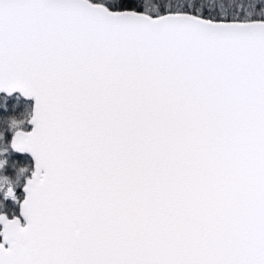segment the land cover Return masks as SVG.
<instances>
[{"label": "snow or ice", "instance_id": "snow-or-ice-1", "mask_svg": "<svg viewBox=\"0 0 264 264\" xmlns=\"http://www.w3.org/2000/svg\"><path fill=\"white\" fill-rule=\"evenodd\" d=\"M17 91L0 264H264V0H0Z\"/></svg>", "mask_w": 264, "mask_h": 264}, {"label": "trees", "instance_id": "trees-1", "mask_svg": "<svg viewBox=\"0 0 264 264\" xmlns=\"http://www.w3.org/2000/svg\"><path fill=\"white\" fill-rule=\"evenodd\" d=\"M122 7H132V5L125 3ZM33 112L34 102L32 100H26L20 95H14L11 97L0 95V133H2L4 137L3 140L0 141V149H7L6 155L2 157V160L7 161V164L3 169H0V176H6L15 181L17 178V170L27 168L24 178L19 182L22 200L25 195L22 194L21 189L25 186L27 180L31 178L32 173L34 172V163L27 154L21 155L12 150L11 142L14 130L10 129L9 123L13 119L23 121L22 126L18 130H24L27 127L29 123L28 121H30ZM10 216L19 217V208H15Z\"/></svg>", "mask_w": 264, "mask_h": 264}, {"label": "clouds", "instance_id": "clouds-1", "mask_svg": "<svg viewBox=\"0 0 264 264\" xmlns=\"http://www.w3.org/2000/svg\"><path fill=\"white\" fill-rule=\"evenodd\" d=\"M22 124H23V121H17L13 119L10 121L9 127L12 130L14 129V127L18 129L22 126ZM6 153H7L6 148L0 149V156L6 155ZM6 164H7L6 160H0V165H2V168L0 169H3L6 166ZM26 172H27V168L18 169L17 178L15 181H12L11 178L6 177V176L0 177V191H5V188L7 189V191L10 187L15 188V186L19 184L20 180L24 178ZM7 191L5 192V195L7 194Z\"/></svg>", "mask_w": 264, "mask_h": 264}, {"label": "rangeland", "instance_id": "rangeland-1", "mask_svg": "<svg viewBox=\"0 0 264 264\" xmlns=\"http://www.w3.org/2000/svg\"><path fill=\"white\" fill-rule=\"evenodd\" d=\"M25 130H26V132H30V130H31L30 123H28L27 127L23 131H25ZM3 156H0V160H2V157ZM0 177H4V176H0ZM19 185H20V183L17 186H15V188H14V191H15V194H16V198H17L16 201H13L10 198L5 199V192L7 191L6 188H5V191H0V202H1L0 203V215H6L10 219V217H11L10 215L12 214V211L15 208H17L18 206H20V203H21L22 200H21L20 195L17 193V190H18ZM25 186H26V183H25ZM1 199H2V201H1ZM8 203H10V204H8ZM20 219L22 221V224H25L26 225V222L21 217H20ZM2 230H3V228H0V231H2Z\"/></svg>", "mask_w": 264, "mask_h": 264}, {"label": "water", "instance_id": "water-1", "mask_svg": "<svg viewBox=\"0 0 264 264\" xmlns=\"http://www.w3.org/2000/svg\"><path fill=\"white\" fill-rule=\"evenodd\" d=\"M0 95H6V96H8V97H11V96H14V95H20V96H22L24 99H26V100H32L33 102H34V107H35V99L34 98H26L21 92H19V91H17V92H15V93H13L11 96H9L7 93H5V92H0ZM33 114H34V112H33ZM31 125V124H30ZM32 128H33V125H31V130H32ZM13 150V149H12ZM14 151V150H13ZM15 153H18V152H16V151H14ZM18 154H21V155H24V154H27L28 156H30V158L32 159V161H33V163H34V171H35V160H34V158L32 157V155L30 154V153H18ZM32 177V176H31ZM25 192V191H24ZM26 193H25V198H24V200L26 199ZM24 200H23V202H24ZM23 202L21 203V205L23 204ZM20 214H21V208H20ZM22 217V216H21ZM23 218V217H22ZM26 222V221H25ZM2 225V224H1ZM3 226V225H2ZM2 242H3V238H2ZM2 242H0V243H2ZM7 247V246H6Z\"/></svg>", "mask_w": 264, "mask_h": 264}, {"label": "flooded vegetation", "instance_id": "flooded-vegetation-1", "mask_svg": "<svg viewBox=\"0 0 264 264\" xmlns=\"http://www.w3.org/2000/svg\"><path fill=\"white\" fill-rule=\"evenodd\" d=\"M21 191H22V194L23 195H25V192H24V187L21 189ZM17 193L20 195V197H21V193H20V189H19V187H18V190H17ZM24 198H25V196H24ZM22 200V199H21ZM24 200V199H23ZM23 200L21 201V203L23 202ZM1 201H2V199H1ZM1 203V202H0ZM21 203H20V206H18L17 208H19V217H21V214H20V208H21ZM8 204H10V203H8ZM8 218V217H7ZM14 218H16V217H10V219L9 220H11V219H14ZM22 218V217H21ZM0 228H3V226L0 224ZM0 241L2 242V237H0Z\"/></svg>", "mask_w": 264, "mask_h": 264}]
</instances>
